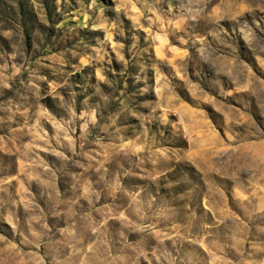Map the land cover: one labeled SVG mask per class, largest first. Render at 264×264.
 I'll use <instances>...</instances> for the list:
<instances>
[{
	"label": "rangeland",
	"instance_id": "374dc122",
	"mask_svg": "<svg viewBox=\"0 0 264 264\" xmlns=\"http://www.w3.org/2000/svg\"><path fill=\"white\" fill-rule=\"evenodd\" d=\"M0 264H264V0H0Z\"/></svg>",
	"mask_w": 264,
	"mask_h": 264
}]
</instances>
